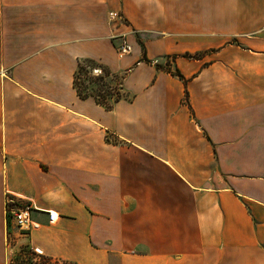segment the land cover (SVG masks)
<instances>
[{"label":"crops","instance_id":"obj_1","mask_svg":"<svg viewBox=\"0 0 264 264\" xmlns=\"http://www.w3.org/2000/svg\"><path fill=\"white\" fill-rule=\"evenodd\" d=\"M7 193L61 264H264V0H0V264Z\"/></svg>","mask_w":264,"mask_h":264},{"label":"built area","instance_id":"obj_2","mask_svg":"<svg viewBox=\"0 0 264 264\" xmlns=\"http://www.w3.org/2000/svg\"><path fill=\"white\" fill-rule=\"evenodd\" d=\"M108 17L113 22L122 19L121 15L115 12H111ZM116 52L119 58H124L132 53V47L125 37L120 38L116 46ZM92 75L96 77L101 76V71L94 69ZM4 205L8 224L14 230V234H11L9 240H7V261L9 264H14V258L11 257L10 253L16 252L20 255L22 248L18 246L15 235L27 237L32 231L39 228V224L32 217L33 206L30 202L25 203L22 199L7 193L5 194ZM47 220L49 224H53L57 220V215L53 212H47ZM31 251V264H61L58 261L44 257L36 249H31Z\"/></svg>","mask_w":264,"mask_h":264},{"label":"trees","instance_id":"obj_3","mask_svg":"<svg viewBox=\"0 0 264 264\" xmlns=\"http://www.w3.org/2000/svg\"><path fill=\"white\" fill-rule=\"evenodd\" d=\"M143 61H146L144 57ZM94 68L101 70V77H92L89 75ZM159 68L161 67L159 66ZM80 75L83 76V82L79 80ZM172 75L181 78L179 74L175 73ZM107 80L118 81L119 83L116 84V88L121 84V81L112 75L106 67L91 60H82L79 62L77 72L74 75L73 87L81 99L92 97L98 105L110 110L111 106L119 101L120 95L118 89L113 90L112 87L108 86ZM88 86L91 87L90 93H88ZM110 100L111 102L109 103L108 101ZM31 255V249L28 246H23L20 250V255L14 257V264H31Z\"/></svg>","mask_w":264,"mask_h":264},{"label":"rangeland","instance_id":"obj_4","mask_svg":"<svg viewBox=\"0 0 264 264\" xmlns=\"http://www.w3.org/2000/svg\"><path fill=\"white\" fill-rule=\"evenodd\" d=\"M210 54V52H202V53H198V54H193V55H185L184 56V58L186 59V60H199V59H201V58H203L204 56H206V55H209ZM188 56V57H187ZM190 56V57H189ZM169 63H170V61H167V63H166V66H165V68L166 69H168V70H170V68L168 67L169 66ZM171 66V65H170ZM171 74H179V72L178 71H173V72H170ZM79 80L81 81V82H83L84 80H83V76L82 75H80L79 76ZM109 85L108 86H110V87H112L113 88V90L114 89H118V86H117V88H116V84H118V81H110V80H107L106 81ZM90 86H88V93H90ZM110 90V89H109ZM109 103L111 102V100L110 101H108ZM19 247H22V246H19ZM10 255H11V257H16L17 255H18V253H16V252H13L12 254L10 253ZM8 257V256H7Z\"/></svg>","mask_w":264,"mask_h":264}]
</instances>
